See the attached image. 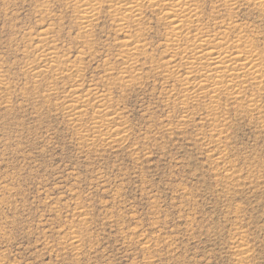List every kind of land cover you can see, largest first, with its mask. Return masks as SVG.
I'll list each match as a JSON object with an SVG mask.
<instances>
[{
	"label": "rangeland",
	"instance_id": "obj_1",
	"mask_svg": "<svg viewBox=\"0 0 264 264\" xmlns=\"http://www.w3.org/2000/svg\"><path fill=\"white\" fill-rule=\"evenodd\" d=\"M118 1L0 0V264H264V0Z\"/></svg>",
	"mask_w": 264,
	"mask_h": 264
},
{
	"label": "bare ground",
	"instance_id": "obj_2",
	"mask_svg": "<svg viewBox=\"0 0 264 264\" xmlns=\"http://www.w3.org/2000/svg\"><path fill=\"white\" fill-rule=\"evenodd\" d=\"M113 1V0H112ZM140 1H145V0H119L118 2H120V7L123 9L122 11L124 12H121V11H119V13L121 12L122 13V18H120V19H126L129 15L131 16V14L133 13V14H135V11L136 10H138V7H140L139 6V3H140ZM176 1V0H175ZM178 1V0H177ZM233 1V0H232ZM231 1V2H232ZM261 1V0H260ZM150 2V1H149ZM156 2V1H155ZM158 2V1H157ZM174 2V1H173ZM187 3H188V1H186ZM259 2V1H258ZM177 3V2H176ZM176 3H175V5H176ZM183 3H185V2H183ZM186 3V4H187ZM260 3V2H259ZM263 3V2H262ZM261 3V4H262ZM86 4V3H85ZM162 4V3H161ZM170 4H171V1H170ZM190 5H191V3H189ZM264 4V3H263ZM87 5V4H86ZM113 5V4H112ZM167 5V4H166ZM79 6H80V4H79ZM82 6V5H81ZM169 6V5H168ZM171 6V5H170ZM173 6V5H172ZM85 7H87V6H85ZM85 7H83V12H84V17H88L89 16V13H90V11H89V9L88 8H85ZM89 7V6H88ZM116 7H117V5H116ZM194 7V6H193ZM192 7V8H193ZM231 7V6H230ZM82 8V7H81ZM90 8H91V6H90ZM168 8H170V7H168ZM173 8V7H172ZM195 8V7H194ZM193 8V9H194ZM91 10V9H90ZM121 10V9H120ZM93 11V10H92ZM140 11V10H139ZM193 10L191 9V8H189V7H182V4H181V2H180V5H178V3H177V7L175 8V9H173V12H171L172 14L169 16L170 17V23L172 24V28H173V30H172V35H174L175 36V38L173 37L171 40L174 42H176V40H178V38H181L180 36H181V34H179V33H181L179 30H180V28H181V26H184V25H182L183 23H184V21L186 20V19H183L185 16L187 17V15H191V12H192ZM194 11H196V10H194ZM117 12V11H116ZM93 14V13H92ZM91 14V15H92ZM138 14V13H137ZM192 14H195V13H192ZM90 15V16H91ZM135 16V15H134ZM197 16V15H196ZM195 16V17H196ZM119 19V20H120ZM191 19V22L192 21H194L192 18H190ZM82 20V19H81ZM86 20V19H85ZM88 21V20H87ZM83 22V21H82ZM186 22H189V21H187L186 20ZM90 24V23H89ZM188 24V23H187ZM190 25H192V24H190ZM229 26H230V24H229ZM232 27V26H231ZM230 27V28H231ZM183 34V33H182ZM199 34V33H198ZM203 34H205V33H203ZM202 34V35H203ZM186 35V34H185ZM188 35H190V34H188ZM218 35V34H217ZM234 35V34H233ZM191 36V35H190ZM209 36V35H208ZM207 36V37H208ZM219 36V35H218ZM218 36H216L217 38H218ZM238 36V35H237ZM186 37V36H185ZM200 37V36H199ZM199 37H197L196 35H194L191 39H193L192 40V43L193 42H197V40H199ZM204 37V36H203ZM203 37H201V38H203ZM214 37V36H213ZM236 37V36H235ZM240 37V36H239ZM238 37V38H239ZM242 37V36H241ZM171 38V37H170ZM170 38H168V40L170 39ZM208 38H210V37H208ZM215 38V37H214ZM223 39H224V37H222ZM221 37H220V39H222ZM237 38V39H238ZM184 39V38H183ZM207 39V38H206ZM241 39V38H240ZM245 39V38H244ZM211 40H214V39H211ZM215 40H216V38H215ZM181 41V40H180ZM179 41V42H180ZM225 41H226V39H225ZM228 41V40H227ZM238 41V40H237ZM236 41V44L239 42H237ZM174 42V43H175ZM178 42V41H177ZM179 42L177 43V44H179ZM220 42H222L223 43V41H219V43ZM245 42V41H244ZM243 42V43H244ZM246 42H248V41H246ZM214 43V42H213ZM227 43V42H226ZM242 43V44H243ZM170 44V43H169ZM196 44V43H195ZM199 44V43H198ZM203 44H205V42H203ZM203 44H202V42H201V45L202 46H200V44L199 45H197V46H195V47H193L194 49H192L191 50V58H193V60H192V62H189V63H191V64H193V63H195L194 62V60H198V59H203L202 57H204V58H208L207 60H209V62H208V64H210V65H213V66H215L216 67V65H218V64H220L221 62H222V59H223V61H226V62H233L234 63V61H240V59L239 58H241L242 56H236L233 52H230L229 54H220V52L219 51H213V50H210V51H208L207 49H209V47L206 49L207 50V52L205 51V49L203 48ZM217 44V43H216ZM229 44V43H228ZM232 44V43H231ZM240 44V43H239ZM241 44V45H242ZM245 44V43H244ZM252 44V43H251ZM168 45V44H167ZM174 45H176V43L174 44ZM173 45V46H174ZM190 45V44H189ZM188 45V46H189ZM194 45V44H193ZM219 45V44H218ZM217 45V46H218ZM230 45V44H229ZM228 45V46H229ZM238 45V44H237ZM190 46H192V45H190ZM209 46H212L211 44L209 45ZM213 46H214V44H213ZM216 46V45H215ZM225 46V45H224ZM232 46V45H231ZM233 46H234V44H233ZM239 46V45H238ZM245 46H247V45H245ZM250 46V45H249ZM172 47V46H171ZM177 47H178V45H177ZM185 47V46H184ZM184 47H183V49H184ZM236 47V46H235ZM240 47V46H239ZM242 47H243V45H242ZM213 48V47H212ZM214 48H216V47H214ZM218 48V47H217ZM216 48V49H217ZM220 48H221V45H220ZM232 48V47H231ZM241 48V47H240ZM248 48V47H247ZM181 49H182V47H181ZM181 49H180V51H181ZM187 49V48H186ZM191 49V48H190ZM197 49V50H196ZM211 49V48H210ZM236 49V48H235ZM256 49V48H255ZM204 50V51H203ZM219 50V49H218ZM229 50V49H228ZM228 50L226 49L224 52H228ZM244 50H245V48H244ZM253 51L252 50V48L251 49H249V51ZM175 51V50H174ZM184 51V50H183ZM231 51V50H230ZM233 51H234V48H233ZM236 51V50H235ZM52 52V51H51ZM173 52V51H172ZM223 52V53H224ZM237 52H242L241 50H239V51H237ZM248 52V51H247ZM50 53V52H49ZM49 53H47V54H49ZM171 53V52H170ZM174 53V52H173ZM183 53V52H182ZM186 53V52H185ZM189 53V52H188ZM222 53V52H221ZM246 53V52H245ZM251 53V52H250ZM46 54V55H47ZM187 54V53H186ZM251 54H253V53H251ZM172 55V54H171ZM239 55V54H238ZM245 55H247V53L245 54ZM244 55V56H245ZM248 55H249V53H248ZM255 55V54H254ZM177 56H179V55H177ZM185 56V55H184ZM183 55H182V57H184ZM187 56V55H186ZM189 56V55H188ZM181 57V58H182ZM248 57V56H247ZM246 57V58H247ZM180 58V59H181ZM243 58V57H242ZM245 58V59H246ZM255 58H257V57H255ZM190 59V58H189ZM250 59V58H249ZM248 59V60H249ZM254 59V58H253ZM51 60H53V58L51 59ZM188 60V59H187ZM50 61V60H49ZM205 61V60H204ZM243 61H244V59H243ZM242 61V62H243ZM247 61V60H246ZM246 61L245 62H243L242 63V65H243V67H247V65H248V63L249 62H252V61H248V63H246ZM206 62V61H205ZM225 62V63H226ZM167 63V62H166ZM178 63H179V61H178ZM183 63V62H182ZM199 63V62H198ZM203 63V62H202ZM237 63V62H236ZM235 63V65H237ZM254 62H252V64H253ZM256 63H257V61H256ZM186 64H188L187 62H186ZM224 64V63H223ZM251 64V66H250V68L251 67H253V65ZM255 64V63H254ZM204 65V64H203ZM221 65V64H220ZM241 65V66H242ZM258 65V64H257ZM202 66V65H201ZM223 66V65H222ZM234 66V65H233ZM260 66V65H259ZM191 67V66H190ZM219 67V66H218ZM217 67V68H218ZM226 67V66H225ZM228 67H229V65H228ZM227 67V68H228ZM237 67V66H236ZM240 69L242 68V67H240V66H238ZM203 68V67H202ZM232 68V67H231ZM230 68V69H231ZM187 69H189V68H187ZM196 69V68H195ZM211 69V68H210ZM221 69V68H220ZM234 69H236V68H234ZM246 69V68H245ZM252 69V68H251ZM190 70V69H189ZM208 70V69H207ZM206 70V71H207ZM219 70V69H218ZM229 70V69H228ZM247 70H248V68H247ZM253 70H255V69H253ZM205 71V72H206ZM210 71V70H209ZM243 71H245V70H243ZM189 72V71H188ZM191 72V71H190ZM189 72V73H190ZM193 72V71H192ZM216 72V71H215ZM232 72V71H231ZM237 72V71H236ZM210 73V72H209ZM253 72H251V74H252ZM205 74V73H204ZM211 74V73H210ZM219 74V73H218ZM221 74H223V72L221 73ZM254 74V73H253ZM207 74H205L204 76H206ZM212 75V74H211ZM214 75V74H213ZM225 75H227V74H225ZM224 75V76H225ZM244 75V74H243ZM256 75V74H255ZM258 75H259V73H258ZM208 76V75H207ZM216 76V75H215ZM223 76V75H222ZM238 76V75H237ZM242 76V75H241ZM189 77V76H188ZM211 77V76H210ZM214 77V76H213ZM239 77V76H238ZM259 77L260 76H258V77H256V78H258L259 79ZM179 78V77H178ZM223 78V77H222ZM240 78V77H239ZM232 79H234V78H232ZM231 79V80H232ZM260 80V79H259ZM233 81V80H232ZM255 81V80H254ZM238 82V81H237ZM242 82V81H241ZM258 82V81H257ZM260 82V81H259ZM201 85V84H200ZM202 87V86H201ZM207 87V86H206ZM205 87V88H206ZM214 92V91H213ZM212 93V92H211ZM84 103V102H83ZM75 108V107H74ZM81 110V109H80Z\"/></svg>",
	"mask_w": 264,
	"mask_h": 264
}]
</instances>
